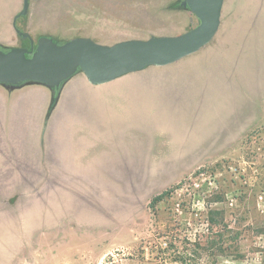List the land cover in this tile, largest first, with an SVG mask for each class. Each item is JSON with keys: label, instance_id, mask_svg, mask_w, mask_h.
<instances>
[{"label": "rangeland", "instance_id": "rangeland-1", "mask_svg": "<svg viewBox=\"0 0 264 264\" xmlns=\"http://www.w3.org/2000/svg\"><path fill=\"white\" fill-rule=\"evenodd\" d=\"M177 1L30 0L17 25L112 45L196 27ZM262 2L224 0L207 46L119 79L143 99L117 79L102 104L62 99L47 119L50 99L0 86V264H264ZM21 6L0 0V22ZM250 30L257 51L218 56L224 33Z\"/></svg>", "mask_w": 264, "mask_h": 264}, {"label": "water", "instance_id": "water-1", "mask_svg": "<svg viewBox=\"0 0 264 264\" xmlns=\"http://www.w3.org/2000/svg\"><path fill=\"white\" fill-rule=\"evenodd\" d=\"M224 0H179V9L192 14L198 25L175 36L152 35L112 45L100 44L88 37H75L56 43L50 36L34 39L16 27L28 14L30 0H22L21 10L12 19V28L20 39H28L30 50L0 47V86L9 94L26 87L39 86L50 92V117L65 85L78 74L92 86L111 83L150 67H166L199 52L218 33Z\"/></svg>", "mask_w": 264, "mask_h": 264}, {"label": "crops", "instance_id": "crops-1", "mask_svg": "<svg viewBox=\"0 0 264 264\" xmlns=\"http://www.w3.org/2000/svg\"><path fill=\"white\" fill-rule=\"evenodd\" d=\"M257 1V0H256ZM263 2V9H264V0ZM253 16L251 17V23L252 24H264V15H259L256 10L252 12ZM258 32L256 30L253 31H235V32H227L223 34V39L222 42L219 45L218 52L220 55L219 57H225L226 55H231V53L237 55V51H240L239 53L243 55H251L254 50L252 51V48L256 49V44L254 41L258 39V35H255V33ZM262 34V33H261ZM168 35H177V34H172V33H162L157 36H168ZM179 35V34H178ZM16 34L12 28V22L11 24L8 21H1L0 22V42L2 43H7V44H12L16 41ZM264 39V36H263ZM261 45V44H260ZM263 45H261L262 47ZM246 48V50H244ZM263 48V47H262ZM260 49V48H259ZM219 50H222L219 51ZM257 51V49H256ZM235 56V55H234ZM236 64V62H235ZM119 80V79H118ZM115 80V81H118ZM113 81V82H115ZM119 81H124V80H119ZM127 82L126 84L138 86L141 88V91L138 90L137 92V98L140 97V94L142 93V99L145 97L144 95L150 94V91H146V86L144 84L142 85H137L138 83L130 82V81H124ZM109 84V83H108ZM168 84V83H167ZM167 84H162L158 81H153V84L150 86H147V88H152V92L154 96H161V93L166 94L167 96H170L172 93H175L172 89H175V86H170ZM105 85H100V86H92L90 85L86 79L83 77V75L78 74L73 79H71L64 87V89L61 92L60 95V100L56 106L58 107L60 101L62 99H90L92 103H98L102 104L103 102L100 101L99 95L102 93L103 90H105L104 87ZM172 88V89H170ZM157 89V90H155ZM27 94H32L36 96V99H45V104L46 106L48 105V101L50 99V92L39 86H34V87H26L20 90V92H17L13 98H21L24 95L26 97ZM25 96L23 98H25ZM1 97H5L4 93L2 92V89L0 88V99ZM55 108V109H56ZM54 109V110H55Z\"/></svg>", "mask_w": 264, "mask_h": 264}, {"label": "flooded vegetation", "instance_id": "flooded-vegetation-1", "mask_svg": "<svg viewBox=\"0 0 264 264\" xmlns=\"http://www.w3.org/2000/svg\"><path fill=\"white\" fill-rule=\"evenodd\" d=\"M40 37V36H39ZM37 37L36 39H34V46H35V43L37 41V39L39 38ZM19 39V46L18 47H21V48H24V49H27V50H30L31 46H30V43H29V40L28 39H20L19 37H17ZM54 40V39H53ZM55 42H57L56 40H54ZM59 43V42H58ZM1 44V43H0ZM3 45V44H2ZM5 46V45H3ZM2 51L6 52L7 49L3 48V47H0Z\"/></svg>", "mask_w": 264, "mask_h": 264}, {"label": "trees", "instance_id": "trees-1", "mask_svg": "<svg viewBox=\"0 0 264 264\" xmlns=\"http://www.w3.org/2000/svg\"><path fill=\"white\" fill-rule=\"evenodd\" d=\"M170 8H171V9L179 8V1L174 2V3H171V4H170ZM17 22H18V20H17ZM17 22H16V27H17L19 30H22V29L17 25ZM22 31H23V30H22ZM56 43H58V42H56ZM58 44H61V43H58Z\"/></svg>", "mask_w": 264, "mask_h": 264}]
</instances>
